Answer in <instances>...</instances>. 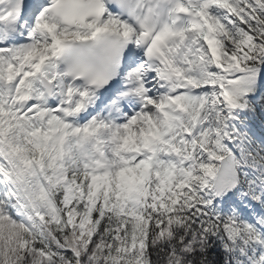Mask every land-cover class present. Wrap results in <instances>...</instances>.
Wrapping results in <instances>:
<instances>
[{
  "label": "snow or ice",
  "instance_id": "6c2138e0",
  "mask_svg": "<svg viewBox=\"0 0 264 264\" xmlns=\"http://www.w3.org/2000/svg\"><path fill=\"white\" fill-rule=\"evenodd\" d=\"M0 264H264V0H0Z\"/></svg>",
  "mask_w": 264,
  "mask_h": 264
}]
</instances>
